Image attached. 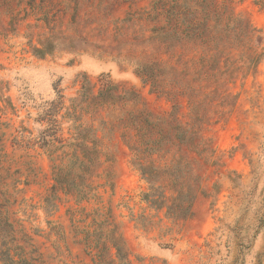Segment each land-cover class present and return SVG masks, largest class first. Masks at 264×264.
Instances as JSON below:
<instances>
[{"label": "rangeland", "instance_id": "rangeland-1", "mask_svg": "<svg viewBox=\"0 0 264 264\" xmlns=\"http://www.w3.org/2000/svg\"><path fill=\"white\" fill-rule=\"evenodd\" d=\"M0 214L31 264H264V0H0Z\"/></svg>", "mask_w": 264, "mask_h": 264}, {"label": "trees", "instance_id": "trees-1", "mask_svg": "<svg viewBox=\"0 0 264 264\" xmlns=\"http://www.w3.org/2000/svg\"><path fill=\"white\" fill-rule=\"evenodd\" d=\"M84 82H86L88 84V81L86 79H84ZM82 85V92L83 91H88L89 89L84 85ZM105 92V89H100L98 91V94L96 96H102ZM84 130L83 128H81L80 130L76 131L73 135V139L76 140L75 143L74 142H70L69 144L73 143L74 145H76L78 147V149L81 150V152L83 153V157L89 162V164L85 163L84 160H81L78 158V156L75 153L76 149L73 150V157H74V161L73 163L75 164L76 162H78V166L81 167V170L83 173L90 175L91 173V169L90 167L93 166V153H94V145H96V136L94 134H85L83 133ZM89 142H91V145H89ZM61 147L66 146V144H60ZM75 146V147H76ZM54 152V149H48V154L51 158V160H53L52 158V154ZM66 154V153H65ZM54 168V167H53ZM68 176L69 173L68 171H65L64 173L60 172V168L57 171V173L55 174V178L57 180V182L62 186H64L65 191L66 192H70L72 190H75L76 194H82V197L85 196L83 191H81V189H79V186H77L76 183H69L68 181ZM85 176L80 175V180L83 184H85V186H88L89 188V184L84 183L85 181ZM150 183V181H149ZM150 186H152V183H150ZM159 188V186L157 187ZM90 190V189H88ZM162 196V195H161ZM181 216V215H178ZM185 217V216H183ZM8 226V224H5V222H3L1 220V214H0V262H2V264H31L29 261H27V259H25V257H23V255L20 252H14L12 253V247L9 245V241L7 240L8 237V231L6 229V227ZM18 248V247H16ZM16 248L14 250H16ZM21 251V248H20Z\"/></svg>", "mask_w": 264, "mask_h": 264}]
</instances>
